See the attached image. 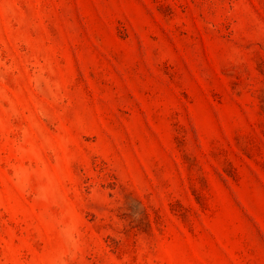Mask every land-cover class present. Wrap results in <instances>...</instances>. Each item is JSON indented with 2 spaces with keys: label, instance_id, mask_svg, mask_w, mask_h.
Wrapping results in <instances>:
<instances>
[{
  "label": "rangeland",
  "instance_id": "obj_1",
  "mask_svg": "<svg viewBox=\"0 0 264 264\" xmlns=\"http://www.w3.org/2000/svg\"><path fill=\"white\" fill-rule=\"evenodd\" d=\"M0 264H264V0H0Z\"/></svg>",
  "mask_w": 264,
  "mask_h": 264
}]
</instances>
